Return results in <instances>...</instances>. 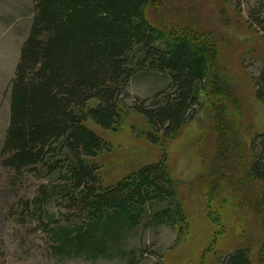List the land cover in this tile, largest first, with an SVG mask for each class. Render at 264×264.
Masks as SVG:
<instances>
[{"label":"trees","instance_id":"1","mask_svg":"<svg viewBox=\"0 0 264 264\" xmlns=\"http://www.w3.org/2000/svg\"><path fill=\"white\" fill-rule=\"evenodd\" d=\"M164 4L165 0H34L31 26L10 84L0 163L15 173L36 171L47 179L31 201L30 213L37 221H44L48 201L63 202L72 211L63 220L47 216L42 223L54 255H116L122 240L144 219L182 225L183 202L165 150L158 162L102 187L93 158L104 143L85 122L91 119L114 131L133 111L147 123L138 134L162 146L194 118L204 98L214 115L216 152L208 177L200 183L206 193L217 196L231 186L264 232V190L253 189L264 182V128L252 139L257 145L250 161L241 166L235 161L243 143L237 124L240 101L216 40L194 27L196 21H165ZM151 8L159 11V23L149 19ZM149 74L167 82L158 99L148 106H126L123 99L130 81ZM256 87V98L264 103V70ZM230 171L235 173L233 181ZM261 247L258 262L263 264L264 244ZM226 264L252 262L240 249Z\"/></svg>","mask_w":264,"mask_h":264},{"label":"rangeland","instance_id":"2","mask_svg":"<svg viewBox=\"0 0 264 264\" xmlns=\"http://www.w3.org/2000/svg\"><path fill=\"white\" fill-rule=\"evenodd\" d=\"M164 6L165 21L179 25L196 21L194 27L210 32L216 40L240 101L237 124L243 143L235 161L247 165L251 149L257 145L252 139L264 128V103L256 98L257 78L264 70V0H165ZM158 12L154 8L148 12L153 23H159ZM33 14L34 0H0V152L9 122L10 84ZM166 83L151 74L136 77L125 88L123 101L126 106L151 105ZM213 116L211 104L204 98L194 118L162 146L138 134L147 129V123L133 111L114 131L86 120L104 143L93 158L102 187L158 162L164 149L185 212V221L177 226L144 219L112 256L54 255L42 223L47 216L63 220L72 211L65 209L63 202L48 201L43 206L47 215L43 213L40 223L30 213L31 201L39 184L47 179L36 171L15 173L0 163V264H226L240 249L247 251L252 264H261L258 257L264 232L237 192L226 185L217 196L209 190L206 193L200 183L202 177H208L216 152ZM231 174L233 181L235 173ZM253 189L264 190V182Z\"/></svg>","mask_w":264,"mask_h":264}]
</instances>
